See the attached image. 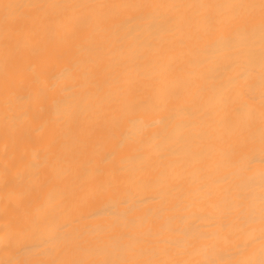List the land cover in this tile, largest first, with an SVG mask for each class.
Listing matches in <instances>:
<instances>
[{"label":"bare ground","instance_id":"1","mask_svg":"<svg viewBox=\"0 0 264 264\" xmlns=\"http://www.w3.org/2000/svg\"><path fill=\"white\" fill-rule=\"evenodd\" d=\"M3 3L0 264H264L260 0Z\"/></svg>","mask_w":264,"mask_h":264},{"label":"snow or ice","instance_id":"2","mask_svg":"<svg viewBox=\"0 0 264 264\" xmlns=\"http://www.w3.org/2000/svg\"><path fill=\"white\" fill-rule=\"evenodd\" d=\"M0 7L3 8L6 18L21 19V18H23V11L22 10L25 7L42 8L44 6L43 5H37V6L28 5V6H25V5L12 4V3H3V4H0ZM112 7L143 9V8H149V7L159 8V7H165V6L132 4V5H119V6H112ZM166 7L176 8V7H180V6L172 5V6H166ZM249 7H252V6H249ZM260 9H261V13H262L261 23H262V25H264V0H260ZM206 22L208 23L209 27H224L228 23H230L231 21L230 20H215L213 18H207ZM221 46H223V45H221ZM261 224H262L261 239H262V242H264V215H262V217H261ZM231 228H232V225L229 224V223H223V224L220 225V229L222 231H230ZM190 238L191 239H206V237L199 236L195 232H193L191 234ZM235 264H247V262L246 261H237V262H235Z\"/></svg>","mask_w":264,"mask_h":264}]
</instances>
